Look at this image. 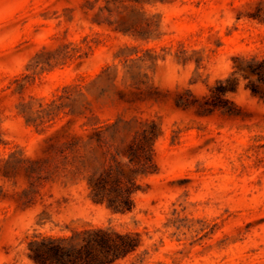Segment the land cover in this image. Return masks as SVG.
<instances>
[{"label":"rangeland","instance_id":"rangeland-1","mask_svg":"<svg viewBox=\"0 0 264 264\" xmlns=\"http://www.w3.org/2000/svg\"><path fill=\"white\" fill-rule=\"evenodd\" d=\"M263 56L264 0H0V264L96 227L114 264H264V117L215 95Z\"/></svg>","mask_w":264,"mask_h":264},{"label":"trees","instance_id":"trees-1","mask_svg":"<svg viewBox=\"0 0 264 264\" xmlns=\"http://www.w3.org/2000/svg\"><path fill=\"white\" fill-rule=\"evenodd\" d=\"M241 88L248 91L254 101L250 104L251 108L235 105L238 115L259 121L264 117V56L250 62L246 74L227 79L224 86L217 88L215 95L219 97L224 93L238 92ZM110 175L105 172L96 179L95 193L109 194L112 196L110 200L120 197L126 203V187L122 186L119 177L108 184ZM84 233L85 237L79 246H67L54 239L32 244L28 257L33 264H114L126 257L137 241L130 231L118 233L96 227L84 230Z\"/></svg>","mask_w":264,"mask_h":264}]
</instances>
